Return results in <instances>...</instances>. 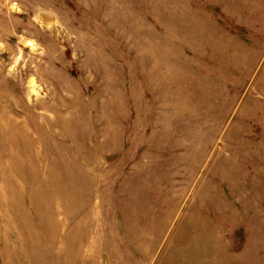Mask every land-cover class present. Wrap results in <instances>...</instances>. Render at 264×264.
Masks as SVG:
<instances>
[{
    "label": "rangeland",
    "instance_id": "obj_1",
    "mask_svg": "<svg viewBox=\"0 0 264 264\" xmlns=\"http://www.w3.org/2000/svg\"><path fill=\"white\" fill-rule=\"evenodd\" d=\"M0 264H264V0H0Z\"/></svg>",
    "mask_w": 264,
    "mask_h": 264
}]
</instances>
